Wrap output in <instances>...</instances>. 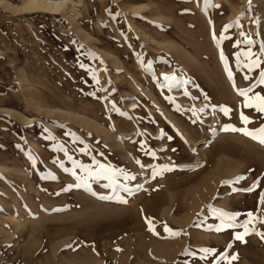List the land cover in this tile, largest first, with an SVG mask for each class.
Wrapping results in <instances>:
<instances>
[{
    "label": "rangeland",
    "instance_id": "374dc122",
    "mask_svg": "<svg viewBox=\"0 0 264 264\" xmlns=\"http://www.w3.org/2000/svg\"><path fill=\"white\" fill-rule=\"evenodd\" d=\"M68 1L0 0V264H264V0Z\"/></svg>",
    "mask_w": 264,
    "mask_h": 264
},
{
    "label": "snow or ice",
    "instance_id": "6c2138e0",
    "mask_svg": "<svg viewBox=\"0 0 264 264\" xmlns=\"http://www.w3.org/2000/svg\"><path fill=\"white\" fill-rule=\"evenodd\" d=\"M248 43L251 44L252 41L249 39ZM242 56L251 58V54L246 52V53H242L240 56H238L237 60L240 61ZM258 64H259L258 61H254L253 64L252 65H248V67H249V69H251L254 66H258ZM231 75H232L231 72H229V76L230 77H231ZM245 78L247 79V77H245ZM164 79L168 80L169 77L165 76ZM260 84L264 85V73L261 74ZM249 91L250 90H238V94L245 98V107L254 108L257 112H259L261 114H264V96L255 95L254 97H252V96H249ZM241 118H242V121L245 124H248V123L251 122L249 120V118L246 117V116H243V114H241ZM232 130L233 131H239V129H235V128H233ZM244 135L249 136L252 139L258 140V142L264 144V127H261L260 129L256 130L255 132L245 130L244 131ZM101 167H103V166H101ZM131 178L135 179V177H131ZM123 202H126V201H123ZM261 202L264 203V198H262ZM212 211L216 212L217 210L213 208ZM220 215L222 217H224L229 222L235 219V217L233 215H229L227 213L221 212ZM247 215L251 218V219H249L248 223L243 224V225H236V224L228 223L227 226L231 227V228L243 227L246 230L244 235L250 234L249 231L247 230L248 229V224L252 223L253 219L259 220V218L258 217H254L253 213H248ZM259 222L260 223H264V220H259ZM149 224H150L149 230L153 231L155 233L154 225H151L150 221H149ZM164 228H165L166 231H171L168 228L167 225H164ZM221 230H223V228L217 229V231H221ZM257 234L260 235L262 239H264V233H257ZM235 238L237 240H241V241L244 240V236L240 235V234H237ZM237 258L238 257L233 256L231 259H237ZM222 259H226L227 260L229 258L227 256H223Z\"/></svg>",
    "mask_w": 264,
    "mask_h": 264
},
{
    "label": "bare ground",
    "instance_id": "6f19581e",
    "mask_svg": "<svg viewBox=\"0 0 264 264\" xmlns=\"http://www.w3.org/2000/svg\"><path fill=\"white\" fill-rule=\"evenodd\" d=\"M68 2V0H24L25 8L23 10L36 13L45 12L55 14L64 10Z\"/></svg>",
    "mask_w": 264,
    "mask_h": 264
}]
</instances>
